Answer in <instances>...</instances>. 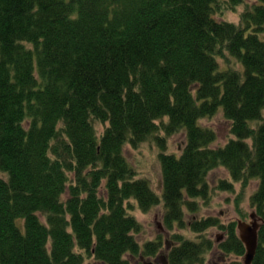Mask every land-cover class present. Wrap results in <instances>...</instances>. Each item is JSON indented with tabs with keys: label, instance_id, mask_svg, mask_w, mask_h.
<instances>
[{
	"label": "trees",
	"instance_id": "trees-1",
	"mask_svg": "<svg viewBox=\"0 0 264 264\" xmlns=\"http://www.w3.org/2000/svg\"><path fill=\"white\" fill-rule=\"evenodd\" d=\"M218 2L0 0V264L156 256L163 242L141 246L131 199L147 211L163 198L168 226L185 227L184 208L209 198L220 166L242 188L259 178L253 264H264V0L239 24L215 17ZM221 107L234 137L215 146L217 132L200 120ZM162 131L186 133L179 156ZM151 137L163 147L162 198L124 152ZM233 181L219 186L234 190ZM217 226L226 232L217 244L175 234L165 264H203L215 249L218 264H244L229 258L246 253L237 221L202 217L191 229Z\"/></svg>",
	"mask_w": 264,
	"mask_h": 264
},
{
	"label": "rangeland",
	"instance_id": "rangeland-1",
	"mask_svg": "<svg viewBox=\"0 0 264 264\" xmlns=\"http://www.w3.org/2000/svg\"><path fill=\"white\" fill-rule=\"evenodd\" d=\"M260 0H244L243 3L236 7H228L227 0H219L216 4L215 17L219 20H227L239 24L241 22V15L246 9H249ZM264 40V31L260 34ZM221 67H226V60L224 57H219ZM235 63V60H232ZM238 66V65H237ZM167 121V118L164 119ZM204 126L211 127L217 132V140L214 145H224L230 138H233L231 132V121L224 115L223 107L218 113L212 117H205L200 120ZM253 125H258L257 122L252 121ZM100 131L104 130L102 124H97ZM157 135L165 136V133L158 132ZM166 147L168 153L180 155L187 142L185 132H178L171 136H165ZM163 147L155 137L143 141L138 147L132 146L130 143L124 145V152L130 163L137 169L138 176L146 178L150 181L151 186L162 198L163 196V168L160 161V152ZM0 176L7 175L0 171ZM223 180L233 181L229 171L224 166L213 169L208 175V181L211 188L209 198H199L197 202V210H191L185 207V227H180L176 222L170 228L166 222V207L163 201L154 205L149 210L141 209L136 200L131 199V208L129 212L141 223V229L137 232L136 238L141 246L148 241L162 240L163 247L160 254L156 256L142 255L133 258L132 264H165L167 263V246L176 244L177 240L173 236L180 234L184 238L199 241L201 237L212 239L216 244L226 238V232L220 226L211 227L203 233L195 232L191 229L194 221L197 218L214 216L220 219L221 222L228 224L232 221L244 220L251 222V214L256 212L252 206L251 197L259 186V178L250 180L246 188H242L241 182H234V190H226L220 188ZM224 255L218 252L217 249L209 251L205 254V263L203 264H218ZM231 259L244 260L243 256L230 254Z\"/></svg>",
	"mask_w": 264,
	"mask_h": 264
},
{
	"label": "water",
	"instance_id": "water-1",
	"mask_svg": "<svg viewBox=\"0 0 264 264\" xmlns=\"http://www.w3.org/2000/svg\"><path fill=\"white\" fill-rule=\"evenodd\" d=\"M251 222L238 220L237 229L242 242L246 246L244 264H253L259 245V229L261 226L260 218L256 212L251 214Z\"/></svg>",
	"mask_w": 264,
	"mask_h": 264
}]
</instances>
